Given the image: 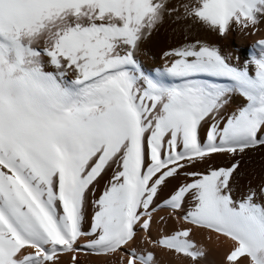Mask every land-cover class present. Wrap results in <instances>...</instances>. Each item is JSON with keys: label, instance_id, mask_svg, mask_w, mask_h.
<instances>
[{"label": "snow or ice", "instance_id": "snow-or-ice-1", "mask_svg": "<svg viewBox=\"0 0 264 264\" xmlns=\"http://www.w3.org/2000/svg\"><path fill=\"white\" fill-rule=\"evenodd\" d=\"M166 14L197 35L146 65ZM261 20L264 0H0V264H208L196 235L264 264V179L238 185L264 39L234 64L199 35Z\"/></svg>", "mask_w": 264, "mask_h": 264}, {"label": "bare ground", "instance_id": "bare-ground-1", "mask_svg": "<svg viewBox=\"0 0 264 264\" xmlns=\"http://www.w3.org/2000/svg\"><path fill=\"white\" fill-rule=\"evenodd\" d=\"M179 0H170V5H175ZM248 34L244 35L241 31L230 32L224 39H216L212 36H205L200 33L201 39L211 40L218 43L222 54L229 55L230 61L234 64L242 63L247 57L249 48L259 39H264V20H261L256 26V32L253 34L251 27L247 30ZM197 35L195 31L186 32L183 23L169 19L167 14L163 25L156 31L153 36L147 40L143 46L140 59L146 65L161 64V53L168 47H174L177 43L182 42L185 36L192 38ZM240 59L237 60L236 58ZM242 176H238V185L243 189L246 185L255 186L264 179V154L256 153L250 157H245V162L241 164ZM163 215L164 213H160ZM169 228L172 227L170 223ZM155 235V231L153 232ZM197 243L203 244L208 250V264H219L220 249H217L214 242L205 240L203 237L196 235ZM158 264H176V261L167 253L157 251ZM91 264V262H89Z\"/></svg>", "mask_w": 264, "mask_h": 264}]
</instances>
